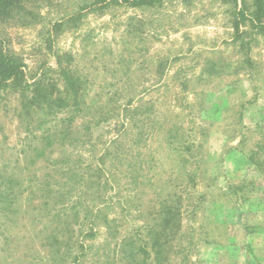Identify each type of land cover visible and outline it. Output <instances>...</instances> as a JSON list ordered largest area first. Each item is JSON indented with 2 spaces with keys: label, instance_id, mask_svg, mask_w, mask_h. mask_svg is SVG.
<instances>
[{
  "label": "rangeland",
  "instance_id": "rangeland-1",
  "mask_svg": "<svg viewBox=\"0 0 264 264\" xmlns=\"http://www.w3.org/2000/svg\"><path fill=\"white\" fill-rule=\"evenodd\" d=\"M133 2L0 0V264H264V20Z\"/></svg>",
  "mask_w": 264,
  "mask_h": 264
},
{
  "label": "trees",
  "instance_id": "trees-1",
  "mask_svg": "<svg viewBox=\"0 0 264 264\" xmlns=\"http://www.w3.org/2000/svg\"><path fill=\"white\" fill-rule=\"evenodd\" d=\"M140 1L141 0H135L133 3H138ZM240 1L242 4L240 12L243 14V17L247 14L248 16L245 17H251V20H253L255 24L261 26L264 20V0ZM22 73L21 66L18 62L10 58L0 57V87L8 84L11 79L21 76Z\"/></svg>",
  "mask_w": 264,
  "mask_h": 264
}]
</instances>
